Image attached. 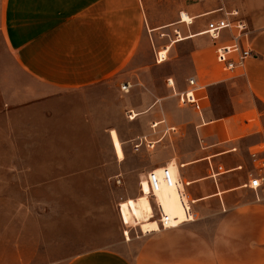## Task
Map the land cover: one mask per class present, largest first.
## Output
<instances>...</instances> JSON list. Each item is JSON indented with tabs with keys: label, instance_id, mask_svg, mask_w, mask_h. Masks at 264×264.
Returning <instances> with one entry per match:
<instances>
[{
	"label": "crops",
	"instance_id": "obj_1",
	"mask_svg": "<svg viewBox=\"0 0 264 264\" xmlns=\"http://www.w3.org/2000/svg\"><path fill=\"white\" fill-rule=\"evenodd\" d=\"M234 8L253 55L226 76L232 33L205 29ZM190 76L200 110L166 83ZM263 129L264 0H0V264H264V192L244 185ZM169 165L196 218L125 239L121 182Z\"/></svg>",
	"mask_w": 264,
	"mask_h": 264
},
{
	"label": "built area",
	"instance_id": "obj_2",
	"mask_svg": "<svg viewBox=\"0 0 264 264\" xmlns=\"http://www.w3.org/2000/svg\"><path fill=\"white\" fill-rule=\"evenodd\" d=\"M183 13H181V19H183ZM240 11L237 8L224 11V14L221 18L216 20H211L207 23L205 32L209 37L215 41L220 36V33L227 29L232 33V40L230 43L225 45H219L215 48V61L219 65L222 71L232 72L234 70L242 71L245 66L246 60L253 55L252 49L248 45L247 39V25L246 22L239 17ZM214 44H216L214 42ZM166 49H160L155 52V62H162L166 59ZM166 83L178 97L180 104L192 106L196 110H200L199 99L195 96L194 91L199 89L196 80L194 77L187 79L188 89L184 91H176L174 82L171 78L166 79ZM129 85L124 84L121 86V90L124 92L128 91ZM133 116L132 111L129 112L128 118ZM158 122H153L150 127L153 129L157 126ZM173 128H171L172 130ZM145 139H139L135 144L137 148ZM149 142V141H148ZM149 145L152 143L149 142ZM249 159L252 164V171L248 175V179L244 184L248 188L254 191H263L264 192V129L260 132V138L254 144L253 149L249 151ZM147 180L150 188V195L158 190L163 184L171 186L174 182V178L169 172L167 166L162 168L161 174L158 175L155 170H151L147 173ZM181 186L183 182L180 180ZM187 205V204H186ZM188 206V205H187ZM119 212H121V204H118ZM121 216V214H120ZM196 213L193 210H190L188 206L187 217L178 224H182L187 221H193L196 218ZM157 221L158 229H166L176 227L177 224H172L169 217L162 216V213L159 211L157 215L151 214L149 217ZM123 222L124 227L127 226ZM142 233H144L142 231ZM148 233V232H147ZM150 233V232H149ZM123 235L125 239H128L125 235V230H123Z\"/></svg>",
	"mask_w": 264,
	"mask_h": 264
},
{
	"label": "bare ground",
	"instance_id": "obj_3",
	"mask_svg": "<svg viewBox=\"0 0 264 264\" xmlns=\"http://www.w3.org/2000/svg\"><path fill=\"white\" fill-rule=\"evenodd\" d=\"M182 17L184 20H186L184 15ZM110 137H111V141L113 143L116 155L119 158L122 157L123 153H122L120 141H119V138L116 132L112 131L110 133ZM167 168L174 178V182L171 186H167L163 184L158 190L154 191L150 195L149 194L150 188H149L147 174H146V179H144V181L146 182V186H147V195L141 194V195H138L136 198H134V200L126 199L122 203H120L121 204L120 214H121V219L122 221H124V223H126L127 225H133V226H137L136 224L139 223L141 228L139 226L138 227L144 233L155 230L157 227V221L149 218L151 214L153 213V207L151 203V197H152L156 205L158 206L159 211L162 213V216L169 217L172 224H177V226L181 225L178 223H180L187 217V211L184 212L186 210V206L177 203V192H178L179 187H178V183L176 180V174L174 171V167L172 165L167 166ZM161 171H162V168L160 170H155V172L158 175L161 174ZM141 189H142V186L140 187V193H141ZM178 200H179V197H178ZM126 236H128L127 231H126Z\"/></svg>",
	"mask_w": 264,
	"mask_h": 264
},
{
	"label": "rangeland",
	"instance_id": "obj_4",
	"mask_svg": "<svg viewBox=\"0 0 264 264\" xmlns=\"http://www.w3.org/2000/svg\"><path fill=\"white\" fill-rule=\"evenodd\" d=\"M221 72H223V73H225V75L226 76H228L229 74H230V72H228V71H222L221 70ZM191 77V76H190ZM190 77H187L186 78V80L188 79V78H190ZM127 112V110L126 109H123V113H122V118H118V117H115V119L116 120H118V122L119 123H121L122 124V128L125 130V131H128V128H129V126H128V123H127V116H128V114L126 113ZM115 116H117V115H115ZM253 123H259V118L258 117H253ZM263 127H261L260 128V130L262 129ZM115 130V129H114ZM116 131V130H115ZM117 132V131H116ZM121 137L123 138V139H125V138H127L128 139V137L126 136V133L124 132L123 134H121ZM120 138V137H119ZM121 147H122V143H121ZM123 150V149H122ZM124 154V153H123ZM124 157V156H123ZM144 158V154H141L139 157H130V159H131V161H134L135 159H138V160H141V159H143ZM123 159V158H122ZM145 172V170H140L138 173H137V188H138V191H139V193L137 194V195H135L136 193H131V192H134V190H135V183L134 182H129V181H122L121 182V184H120V188H121V191H122V193L123 194H125V196L124 197H122L121 199H119V200H117L116 201V203H115V207L117 208V210H119V208H118V204L119 203H122L124 200H126V199H130V200H134V198H136L138 195H141V194H146L147 195V186H146V182L144 181V180H142L143 178H144V173ZM141 183H142V185H141ZM82 183H75V186L76 185H81ZM142 186V189H141V193H140V187ZM105 189V188H104ZM108 190L110 191V192H112L114 189H113V187H108ZM137 191V192H138ZM91 192V191H90ZM128 194V195H127ZM91 196H93V197H91L90 198V201H91V206H93V205H96L97 207H100L101 206V204H102V198L104 197H102V194H98V192L96 193V189L94 190V191H92L91 192ZM132 206V205H131ZM120 213V212H119ZM121 221H122V219H121ZM122 224H123V222H122ZM127 225V224H126ZM137 226H134L135 228H137V229H140L139 227H140V224L139 223H137L136 224ZM124 226V225H123ZM139 226V227H138ZM135 228H133V225H127V226H125V235H126V231H127V233H128V236H126L128 239L130 238V235H129V233L131 232V231H134V229Z\"/></svg>",
	"mask_w": 264,
	"mask_h": 264
}]
</instances>
